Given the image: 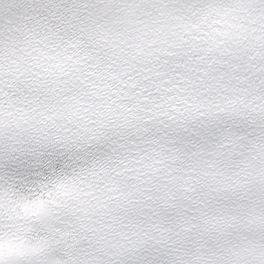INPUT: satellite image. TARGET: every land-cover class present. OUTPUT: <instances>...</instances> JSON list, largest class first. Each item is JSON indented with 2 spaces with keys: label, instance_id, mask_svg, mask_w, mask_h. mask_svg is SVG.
I'll return each mask as SVG.
<instances>
[{
  "label": "snow or ice",
  "instance_id": "1",
  "mask_svg": "<svg viewBox=\"0 0 264 264\" xmlns=\"http://www.w3.org/2000/svg\"><path fill=\"white\" fill-rule=\"evenodd\" d=\"M0 264H264V0H0Z\"/></svg>",
  "mask_w": 264,
  "mask_h": 264
}]
</instances>
